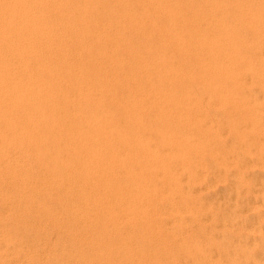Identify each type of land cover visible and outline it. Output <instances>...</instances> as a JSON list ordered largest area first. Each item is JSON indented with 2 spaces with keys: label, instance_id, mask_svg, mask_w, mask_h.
I'll return each instance as SVG.
<instances>
[{
  "label": "bare ground",
  "instance_id": "6f19581e",
  "mask_svg": "<svg viewBox=\"0 0 264 264\" xmlns=\"http://www.w3.org/2000/svg\"><path fill=\"white\" fill-rule=\"evenodd\" d=\"M222 85L264 101V0H0V218L34 215L11 227L38 234L19 247L55 264H197L180 118L230 116Z\"/></svg>",
  "mask_w": 264,
  "mask_h": 264
},
{
  "label": "rangeland",
  "instance_id": "374dc122",
  "mask_svg": "<svg viewBox=\"0 0 264 264\" xmlns=\"http://www.w3.org/2000/svg\"><path fill=\"white\" fill-rule=\"evenodd\" d=\"M254 43L256 42L254 41ZM256 47L258 46L256 45ZM194 85L186 84L184 91L188 88L189 91L197 92L199 87ZM253 86L249 87L252 89L243 88L244 93L241 87L232 91L223 85L220 87L221 89H218L219 91H216L218 93H229L230 90L234 92L240 101L235 97V101L233 100L235 103H230L232 98L228 97L226 101L222 100V103H227L229 106L240 104L244 109L247 107L252 109L254 120L256 119L260 126L254 127L258 129L254 127L252 129L248 118L243 117V114L239 115L238 112L236 114L237 110L233 108L236 107L235 105L231 108H227L228 105H225L227 109L234 110H230L232 113L228 117L223 116L224 112L221 113V108L210 106V109H206L209 114L208 118L212 116L210 119L207 118L210 121L207 119L203 121L199 117L191 119L192 117L184 116L188 120L183 116L180 118L182 120L180 133L186 136L187 147L184 154L190 181L187 172L181 175L184 179V189L189 186V190L194 191L198 203V214H195V230L198 249L201 250V253L197 264H264V137L258 133L264 129L261 126L264 125V111H262L264 101L260 97L259 89L257 90L256 87L254 89ZM192 87L195 89H191ZM238 92L243 96L241 97ZM97 96L96 93V98ZM103 100H105L104 97ZM242 101H244L243 104ZM105 104L107 102L104 103L105 110L116 115V119L123 127L125 125L122 123L123 120L121 121L122 115H124L123 109L120 110L121 107L114 106L112 108L109 103L110 106L106 107ZM194 108H196L194 112L191 110L195 113L194 115L202 114L199 108ZM240 116L243 118H238ZM154 120V117L148 114L141 121L144 123ZM229 121L232 123L230 124ZM208 123L213 125L214 129L217 128V133L212 134L213 136L206 135L208 134L206 133ZM247 123L250 126H246ZM230 125L232 126L230 127ZM144 127L147 128V125L141 128H137L136 125L133 134L135 136L138 134L145 141L147 147L161 153L166 141L157 137L156 134H151L146 138V128ZM233 127L244 129L243 132L246 133L237 134ZM254 133L258 135H254ZM183 216L185 217V214ZM28 218L35 219V216L11 214V216L0 218V229L8 227L7 230L10 231L13 239V243L7 246L0 243V264H55L53 262L54 255L51 253L45 255L39 248L40 246L36 249L37 252L34 250L36 253L33 254H28L19 247V241L34 240L38 236L36 231H24L19 227H11L14 221ZM44 234L46 238H50L52 233L45 232Z\"/></svg>",
  "mask_w": 264,
  "mask_h": 264
}]
</instances>
